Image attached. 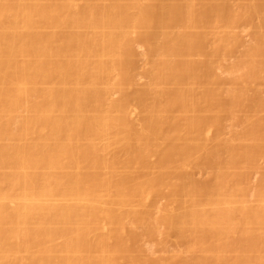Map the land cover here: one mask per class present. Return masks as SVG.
Listing matches in <instances>:
<instances>
[{"label": "bare ground", "instance_id": "bare-ground-1", "mask_svg": "<svg viewBox=\"0 0 264 264\" xmlns=\"http://www.w3.org/2000/svg\"><path fill=\"white\" fill-rule=\"evenodd\" d=\"M0 264H264V0H0Z\"/></svg>", "mask_w": 264, "mask_h": 264}]
</instances>
